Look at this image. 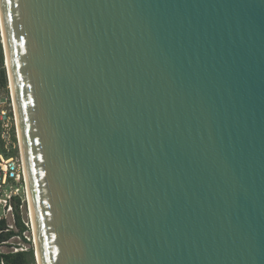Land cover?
Instances as JSON below:
<instances>
[{
    "label": "water",
    "instance_id": "obj_1",
    "mask_svg": "<svg viewBox=\"0 0 264 264\" xmlns=\"http://www.w3.org/2000/svg\"><path fill=\"white\" fill-rule=\"evenodd\" d=\"M0 43L35 264H264V0H0Z\"/></svg>",
    "mask_w": 264,
    "mask_h": 264
},
{
    "label": "built area",
    "instance_id": "obj_2",
    "mask_svg": "<svg viewBox=\"0 0 264 264\" xmlns=\"http://www.w3.org/2000/svg\"><path fill=\"white\" fill-rule=\"evenodd\" d=\"M5 103H0V140L3 152L0 153V232L14 234L0 241V264H4L2 254L34 249L33 224L30 217V202L20 151L19 133L15 108L9 86ZM16 154H11L12 150ZM24 226L19 230L17 222Z\"/></svg>",
    "mask_w": 264,
    "mask_h": 264
},
{
    "label": "trees",
    "instance_id": "obj_3",
    "mask_svg": "<svg viewBox=\"0 0 264 264\" xmlns=\"http://www.w3.org/2000/svg\"><path fill=\"white\" fill-rule=\"evenodd\" d=\"M7 87V75L4 66V57L2 52V46L0 43V90ZM1 142V140H0ZM2 147V144H1ZM19 230H23L24 226L17 222ZM3 227V223L0 222V229ZM14 233L12 231L0 232V241L10 238ZM4 264H35L34 249L30 247L27 251H19L16 253H6L1 255Z\"/></svg>",
    "mask_w": 264,
    "mask_h": 264
},
{
    "label": "rangeland",
    "instance_id": "obj_4",
    "mask_svg": "<svg viewBox=\"0 0 264 264\" xmlns=\"http://www.w3.org/2000/svg\"><path fill=\"white\" fill-rule=\"evenodd\" d=\"M6 70V69H5ZM8 95V88L7 89H1L0 90V103H5L6 102V97ZM3 152V149L1 147V142H0V153ZM11 154H16V150H12Z\"/></svg>",
    "mask_w": 264,
    "mask_h": 264
},
{
    "label": "bare ground",
    "instance_id": "obj_5",
    "mask_svg": "<svg viewBox=\"0 0 264 264\" xmlns=\"http://www.w3.org/2000/svg\"><path fill=\"white\" fill-rule=\"evenodd\" d=\"M2 35H3V32H2ZM3 40H4V38H3ZM5 45V44H4ZM6 52V51H5ZM6 63H7V57H6ZM7 66H8V63H7ZM10 77V76H9ZM11 83V82H10ZM13 96V95H12ZM14 102V101H13ZM19 141H20V139H19ZM20 151H21V146H20ZM21 155H22V152H21ZM30 217H31V221H32V214H31V208H30ZM32 224H33V221H32ZM34 235H35V233H34ZM34 239H35V236H34ZM35 243H36V240H35ZM37 258H38V253H37ZM38 262H39V260H38Z\"/></svg>",
    "mask_w": 264,
    "mask_h": 264
}]
</instances>
